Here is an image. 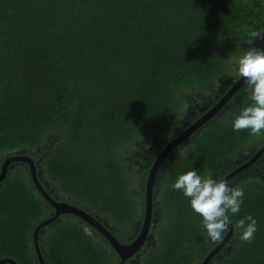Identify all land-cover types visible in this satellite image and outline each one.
<instances>
[{"label":"trees","instance_id":"obj_1","mask_svg":"<svg viewBox=\"0 0 264 264\" xmlns=\"http://www.w3.org/2000/svg\"><path fill=\"white\" fill-rule=\"evenodd\" d=\"M262 28L264 0H0V167L10 155L29 156L49 195L88 209L127 240L143 212L127 158L171 139L188 105L217 95L211 108L239 78L250 32ZM250 102L244 82L185 150L166 157L155 178L163 213L155 245L136 264H199L219 243L171 185L190 170L220 181L264 144V135L233 131ZM228 183L245 195L230 217L232 237L209 264H264V153ZM48 214L27 164H9L0 182V260L38 264L32 234ZM245 215L258 221L250 244L235 226ZM76 219L41 229L45 264H116L110 245Z\"/></svg>","mask_w":264,"mask_h":264},{"label":"clouds","instance_id":"obj_2","mask_svg":"<svg viewBox=\"0 0 264 264\" xmlns=\"http://www.w3.org/2000/svg\"><path fill=\"white\" fill-rule=\"evenodd\" d=\"M246 40L249 47L238 60V76L243 78L250 92V103L232 119L233 131H246L249 135H264V48H257L254 42L264 41V28L253 30ZM225 120L228 116H225ZM182 192L190 202L193 212L201 218V226L212 242H221L232 223L230 217L241 211L244 190L240 185L230 186L228 181H217L190 170L179 175L171 185ZM258 221L245 215L235 222L242 243H252L258 231Z\"/></svg>","mask_w":264,"mask_h":264},{"label":"water","instance_id":"obj_3","mask_svg":"<svg viewBox=\"0 0 264 264\" xmlns=\"http://www.w3.org/2000/svg\"><path fill=\"white\" fill-rule=\"evenodd\" d=\"M244 79L239 77L232 86L228 89L227 92L207 111L199 116L190 126L181 131L176 136H173L161 149V151L156 156L153 161L146 183L144 186V212H143V223L141 225L140 232L138 236L130 244H120L113 234L103 226L97 218L88 214L81 208L71 205L64 201H57L56 199L51 198L43 189L41 184V174L40 171L36 168V163L25 154H14L8 156L1 164L0 167V182L5 179L9 164L23 162L26 163L29 169V175L31 179V184L34 185L36 192L39 193L45 202L49 203L54 212L53 214L41 220L33 229L32 241L33 249L35 253L36 260L38 264H45L42 252L39 247L38 235L41 233V229L48 226L52 222H55L59 216L69 215L73 216L80 220L81 223L88 225L93 230L97 231L103 238L106 239L112 250L120 258L121 264L126 260L131 258L142 246L144 240L146 239L149 225L152 217V205H153V187L155 183V178L160 170L161 165L164 163L166 157L178 146L183 144L187 139H189L193 134L202 129V127L207 124L220 110L221 108L231 99V97L238 91V89L244 84ZM264 153V144L252 154L247 161L240 164L236 169L228 173L222 179L229 181L236 174L250 167L255 163ZM233 235V225L232 223L229 226V230L225 233L224 238L219 242L203 259L200 264H209L212 258L228 243L230 238ZM0 264H16V262L10 258H5L0 260Z\"/></svg>","mask_w":264,"mask_h":264},{"label":"flooded vegetation","instance_id":"obj_4","mask_svg":"<svg viewBox=\"0 0 264 264\" xmlns=\"http://www.w3.org/2000/svg\"><path fill=\"white\" fill-rule=\"evenodd\" d=\"M216 96L217 95H215V97ZM215 97H214V99H215ZM210 103H211L210 100H208L207 102L202 101V102H199V103H195V107H193L192 108V111L189 113L191 115V117H189L188 114H187V112H186L183 115L182 119L180 121H178L177 123H175V128L176 129L173 132L172 137L173 136H176L181 131H183L184 129H186L196 119H198L201 114H203L205 111H207L209 109L208 106L210 105ZM190 107H191V105H188L187 111H188V108L190 109ZM195 114H198V117L195 118V119H193V116ZM203 129L204 128L200 129L199 131H197L193 135L194 136L197 135ZM193 135L191 137H194ZM169 140H167V142ZM152 141H153L152 143L151 142L148 143V145L151 143L149 146L148 145H146V146L144 145V146L140 147V151L139 152H137L135 154H132L131 155V158H129V157L127 158L129 160L130 159H133L132 162L130 161L132 163V165L134 166L133 172L136 175V177H138V182H140L139 185H138L139 186L138 189L137 190L131 189V191L137 197V199L140 200V204L142 205L143 212H144V206H143L144 205V186H145V183H146V179H147V176H148L149 169H150V167H151V165H152V163H153V161H154V159L156 157L152 161H151V158L155 154H156L155 156H157V154L161 151V149L163 148V146L167 143L164 140L162 141V139H153ZM189 141H191V138L187 139L180 146L184 145L183 146V149L185 150L187 148V145L186 144ZM162 143H163V145L160 146V144H162ZM46 153L47 152H45V154ZM168 159L165 162V165L168 162ZM149 161H151L150 164H148ZM137 166H138V168L136 169ZM41 184H42V187H43L44 191L48 194L47 188H46L47 187V181L46 180L44 181L43 177L41 178ZM160 190H161V186L157 182H155L154 183V187H153V205H152L153 212H152V217H151V221H150V225H149V230H148L146 239L144 240L142 246L137 251V253L134 254L131 258L126 259L122 264H136V263L140 262L141 261V258L143 257V255L147 252V249L155 245L154 244L155 243L154 230H155V227L158 224V222L162 219L160 217L163 214L162 213V210L157 205V202H158L157 191H160ZM49 196L51 198H53V199H56L57 201H64L63 199H60L57 196H54V195H49ZM64 202H67V201H64ZM45 205L49 209L48 217H50L53 214L54 210H53L52 206L49 203L45 202ZM79 208H81L82 210H84L88 214L92 215L93 217L97 218V220L103 226H105L113 234V236L117 239V241L120 244H130L131 242H133L134 239L138 236V234L140 232V229H141V225L143 223V212H141V217L138 220H136V222L134 223L133 227H131V229H129L128 231H125L124 235L126 236L127 240H124L123 241L120 238H118L119 237L118 231L117 230H114L105 219H101L97 215H95L94 213L88 212V209H83L82 207H79ZM61 217H73V216L62 215V216H59L56 221H58ZM78 221H80V220H78ZM95 238L98 241H104V243L108 244V242L106 241V239L103 238L102 235H100V234L97 235ZM116 264H121L120 258L118 260H116Z\"/></svg>","mask_w":264,"mask_h":264},{"label":"rangeland","instance_id":"obj_5","mask_svg":"<svg viewBox=\"0 0 264 264\" xmlns=\"http://www.w3.org/2000/svg\"><path fill=\"white\" fill-rule=\"evenodd\" d=\"M214 96H215V95H212V96H210V97L205 98L204 102H207L208 100H210V101L214 100ZM193 107H195V104H192L191 107H190V109L188 108L187 113H190V112L192 111V108H193ZM185 116H186V115H185ZM152 142H153V141H151V143H152ZM151 143H150V144H151ZM150 144H149V145H150ZM149 145H148V146H149ZM253 145H254L253 143L250 144V145H248L243 153H240V152H239V153H240L241 155H246V154H248V151H249L250 147H253ZM148 146H147V147H148ZM137 152H139L138 149L134 150V153H133V154H135V153H137ZM130 161L132 162V159H130ZM137 168H138V166L136 167V169H137ZM136 201H137V200H136Z\"/></svg>","mask_w":264,"mask_h":264}]
</instances>
